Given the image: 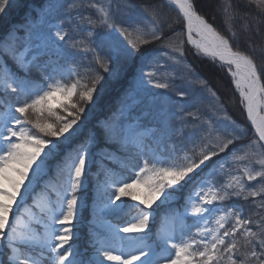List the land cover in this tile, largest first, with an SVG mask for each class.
<instances>
[{"label": "snow or ice", "instance_id": "snow-or-ice-1", "mask_svg": "<svg viewBox=\"0 0 264 264\" xmlns=\"http://www.w3.org/2000/svg\"><path fill=\"white\" fill-rule=\"evenodd\" d=\"M0 264H264V0H0Z\"/></svg>", "mask_w": 264, "mask_h": 264}, {"label": "trees", "instance_id": "trees-1", "mask_svg": "<svg viewBox=\"0 0 264 264\" xmlns=\"http://www.w3.org/2000/svg\"><path fill=\"white\" fill-rule=\"evenodd\" d=\"M29 2L39 4L40 0H29ZM117 2L122 3L123 0H117ZM137 2H139V0H137ZM201 2L202 0H198V4ZM215 3H219V0H215ZM205 11H209V9L205 8ZM170 16L172 18H175L176 12H171ZM21 21H22L21 16L14 15L11 18L6 19L4 21V24L5 26H8L10 23H19ZM217 22L219 23V19ZM257 43H259L258 40H257ZM188 59L190 62L194 64L195 67H197L200 70L203 76L210 79V82L218 89L221 96L226 99V102L228 103L229 108L235 114V116L240 117L239 109L233 106V101L235 100V97L232 96L230 91H228L227 80L221 81L219 79V76L213 78V70L210 68V66H208L209 65L208 61L195 58L191 54H189ZM120 91H121V86L119 85L114 86L113 89L105 95L104 100L102 101V104L104 105V107L109 106L110 104L109 102L110 101L112 102V100L117 101V104H118L117 97ZM106 163H109V162H106ZM123 174H125L124 170H123ZM252 183H255V182H252ZM88 196H89L88 206L84 208V214H83L84 218H83L82 224H79V228L80 229L82 228V230L84 229L85 234L87 236H90V234L93 233L94 230L99 229L100 223L103 221V217L100 214L93 213V209L96 207V205L92 203L91 190Z\"/></svg>", "mask_w": 264, "mask_h": 264}, {"label": "rangeland", "instance_id": "rangeland-1", "mask_svg": "<svg viewBox=\"0 0 264 264\" xmlns=\"http://www.w3.org/2000/svg\"><path fill=\"white\" fill-rule=\"evenodd\" d=\"M153 91H163V90H153ZM109 103H110L109 106L103 107V111L97 113L98 116H106L109 114V110H114L116 107H118L117 101L112 100V102L110 101ZM106 166L111 167L113 169L117 168L116 163H111V164L106 163ZM124 172H125V175H127V171L124 170ZM90 190L91 188H89V193H90ZM136 192H137V195L140 196L141 198H144V196L146 195V190L143 188H137ZM184 195H186V192L184 193ZM29 203H31V201H29ZM182 203L183 201L179 197H177V203H174L172 207L181 206ZM154 206L155 205H153V207ZM83 214H84V210H83ZM100 215L103 217V221L100 223L99 229H96L93 232L103 233L107 227L106 221H110L111 224L115 226L116 224H123L125 221H127L130 218L129 216H125L123 217V219L117 220L116 218L105 215V214H100ZM154 215L156 214L154 213ZM187 223L191 224L192 220L189 219ZM77 227L79 228V225H77ZM150 227L152 228V232L148 234L150 237L154 238V234L157 228L161 229L162 231H169V232L175 230L177 237H178L181 225L178 220L174 219L171 216L163 217V218L161 216H157L155 223L150 224ZM77 235L79 236V240L77 241V243L80 246L81 250L87 248L90 243V236H87L84 232V229L82 230V228L81 229L79 228V232L77 233ZM120 235L123 236L125 234L121 233ZM132 235H133V238H138L139 236V234H132Z\"/></svg>", "mask_w": 264, "mask_h": 264}]
</instances>
